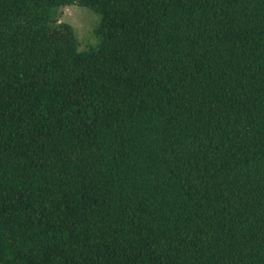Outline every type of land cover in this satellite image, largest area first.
Returning a JSON list of instances; mask_svg holds the SVG:
<instances>
[{
	"label": "trees",
	"instance_id": "obj_1",
	"mask_svg": "<svg viewBox=\"0 0 264 264\" xmlns=\"http://www.w3.org/2000/svg\"><path fill=\"white\" fill-rule=\"evenodd\" d=\"M0 264H264V0H0Z\"/></svg>",
	"mask_w": 264,
	"mask_h": 264
},
{
	"label": "rangeland",
	"instance_id": "obj_2",
	"mask_svg": "<svg viewBox=\"0 0 264 264\" xmlns=\"http://www.w3.org/2000/svg\"><path fill=\"white\" fill-rule=\"evenodd\" d=\"M60 12L59 20H65L73 25L75 33L82 42V45H86L88 42H94L92 31L100 19L97 13L89 8L78 5L62 8Z\"/></svg>",
	"mask_w": 264,
	"mask_h": 264
}]
</instances>
